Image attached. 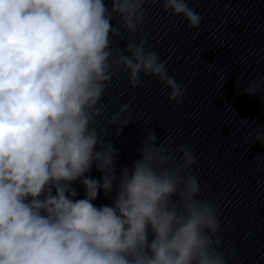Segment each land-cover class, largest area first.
I'll list each match as a JSON object with an SVG mask.
<instances>
[{
	"label": "clouds",
	"instance_id": "clouds-1",
	"mask_svg": "<svg viewBox=\"0 0 264 264\" xmlns=\"http://www.w3.org/2000/svg\"><path fill=\"white\" fill-rule=\"evenodd\" d=\"M157 5L191 29L202 22L188 0H0V264H230L237 255L223 241L220 205L202 196L191 147L171 135L157 143L149 129L140 158L117 174L119 152L106 141L110 127L119 136L132 122L129 104L110 113L105 102L121 74L130 89L153 78L174 107L187 96L144 30ZM262 84L242 91L255 96ZM101 191L110 205L94 203Z\"/></svg>",
	"mask_w": 264,
	"mask_h": 264
}]
</instances>
